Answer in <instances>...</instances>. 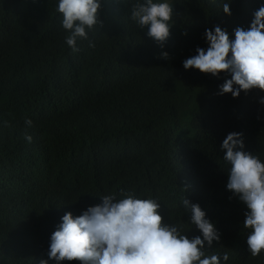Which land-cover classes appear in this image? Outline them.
I'll return each instance as SVG.
<instances>
[{
  "label": "trees",
  "instance_id": "trees-1",
  "mask_svg": "<svg viewBox=\"0 0 264 264\" xmlns=\"http://www.w3.org/2000/svg\"><path fill=\"white\" fill-rule=\"evenodd\" d=\"M58 2L0 0V264H81L49 259L52 232L66 212L121 190L157 200L164 222L191 238L200 232L185 196L220 234L206 254L264 264V251L248 250L246 206L226 188L220 147L242 133L244 150L264 162V91L221 95L230 73L183 67L207 49L205 29L219 25L234 39L264 0H167L174 14L163 46L131 19L144 0H100L101 23L75 53Z\"/></svg>",
  "mask_w": 264,
  "mask_h": 264
},
{
  "label": "clouds",
  "instance_id": "clouds-1",
  "mask_svg": "<svg viewBox=\"0 0 264 264\" xmlns=\"http://www.w3.org/2000/svg\"><path fill=\"white\" fill-rule=\"evenodd\" d=\"M100 0H59L57 11L62 14V26L69 33L66 44L72 52L79 51L78 40L88 38V31L100 25ZM223 12L231 15L228 3ZM174 10L167 0H144L131 8V19L158 45L170 36ZM234 39L219 25L205 29L207 49L197 47L196 55L183 61L185 69L195 68L202 73L218 76L230 73L219 86V93L238 97L243 90L264 91V5L253 13L247 30L236 27ZM167 58V53H161ZM234 85L236 87H234ZM264 103V97L260 98ZM25 125H32L25 119ZM25 140L32 141L25 134ZM223 158L230 164L226 188L246 206L243 227L249 229L247 246L253 257L264 251V162L244 150L243 134L229 132L223 139ZM122 198L101 197V203L88 206L80 215L66 212L50 236L49 259L78 260L81 264H221L218 254H206L220 234L198 203L182 199L190 222L200 235L189 238L174 225L164 222L157 200L136 198L121 190ZM231 199V197H230ZM224 253L222 259L228 260ZM39 264H47L40 260Z\"/></svg>",
  "mask_w": 264,
  "mask_h": 264
}]
</instances>
